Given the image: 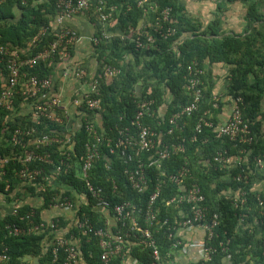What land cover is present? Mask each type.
I'll list each match as a JSON object with an SVG mask.
<instances>
[{
  "label": "trees",
  "instance_id": "16d2710c",
  "mask_svg": "<svg viewBox=\"0 0 264 264\" xmlns=\"http://www.w3.org/2000/svg\"><path fill=\"white\" fill-rule=\"evenodd\" d=\"M107 1V11L109 6L120 3L123 8L119 7L112 13L106 23L97 22L89 12L83 13L94 29L91 38L100 29H105L115 37L93 46L91 53L100 87L101 126L97 130L103 139L114 135L109 130L115 126L129 124L137 112V102L142 99H153L156 108L154 118L143 117L142 124L156 132L165 131L169 116L189 101L184 75L186 66L193 59L205 71L202 77L204 99L199 111L185 119L187 124L181 134L175 133L161 139L162 142L183 139L185 152L163 162L160 171L150 169L149 187L143 193L138 194L130 189L123 174L124 166L115 153H109L106 142L101 145L100 160L93 166V184L103 189L110 203L129 201L143 208L152 192L154 176L162 170L174 171L186 162L192 175L188 183L195 182L200 186L208 210L218 215L216 238L213 241L217 248L216 253L210 262L197 261L191 264H264V193L253 190L256 161H264V0H156L159 9H170L168 22L164 27L174 29L175 33L163 38L150 31L152 41L147 43L143 40L146 43L143 50L135 48L138 37L136 30L144 23L143 10L134 5L135 0ZM56 2L57 0H25L24 3L22 0H0V45L27 59L43 51L54 39V32L51 31L42 38L38 33L42 28L53 27L54 19L59 13ZM93 3L95 0L90 1L91 6ZM150 17L149 22L152 23L155 16ZM129 27L135 33H128ZM121 35L125 36L124 40H120ZM104 63L111 64L122 72L116 79L102 80L99 73ZM215 67L222 69L224 76L222 75V80L221 76L215 78L223 82V90L217 108L213 109L211 95L216 84L211 72ZM61 70L60 65H57V58L54 57L51 62H39L32 68H23L21 73L49 77L57 86L60 83ZM8 77L6 64L0 61V91L7 87ZM21 82L20 77L19 83ZM19 90L18 84L11 111H0V155L3 157L21 156L38 150L35 141L43 133H65L61 126L52 124L32 108L34 102H40L41 94L22 97ZM238 98H241L240 110L249 133L246 136L247 142L233 143L227 138H217L216 127L220 124L218 118L222 111L230 110L232 103ZM163 107L165 110L160 114ZM206 111L211 112V117L206 120H210L213 126L209 128L202 125L200 134H196L194 128ZM16 129L34 132L24 136L23 145L14 144L11 135ZM73 135L75 152L78 155L80 146L87 139L81 130ZM60 137L64 139L63 135ZM194 137L196 138L193 141ZM55 148L53 144L50 148H40L38 152H50ZM223 151L230 156L244 151L242 162L231 169L219 170L214 157ZM20 166L17 160L8 163L5 176L0 181V194L7 198L12 195L13 198L25 196L41 200V205L37 208L31 205H24L22 208V212L30 209L35 211L34 222H39L40 213L64 195L72 200L74 195H83L85 198L84 188L75 177V172L55 178L54 181H42L38 178L28 182L17 176ZM40 166L48 176L51 167ZM241 169L248 172L254 178L253 181L251 177L248 182L234 180ZM7 185L9 188L5 193L3 191ZM67 186L74 188L70 190L71 187ZM238 191L246 194V203L240 210L232 206V195ZM176 193L174 186H165L156 201L159 214L153 236L161 256L168 264L179 263L173 260L171 241L166 240L167 226L159 228L157 225L164 219L170 223L179 219L178 210L165 204ZM258 200L262 201V206H258ZM181 210L184 211L185 207H181ZM84 218H88L92 225L85 235L81 234L75 224L77 219ZM7 219L15 223L18 221L8 217L0 221V250L6 249V254L10 257L9 264H35L36 261L38 264H51L50 252L46 250L42 254V250L51 240L52 233L44 231L40 235L12 238L3 229ZM58 225L67 229L69 235L79 239L80 259L85 264H97L100 251L94 229L103 227V222L98 212L92 208L89 197L85 203L76 205L75 214L70 216L61 213ZM130 241L125 245L124 256L132 257L140 264H149V251L142 250L137 239ZM219 243L224 246L219 247ZM167 254L171 258H166ZM111 264H124L123 258H114Z\"/></svg>",
  "mask_w": 264,
  "mask_h": 264
},
{
  "label": "built area",
  "instance_id": "2783aa9c",
  "mask_svg": "<svg viewBox=\"0 0 264 264\" xmlns=\"http://www.w3.org/2000/svg\"><path fill=\"white\" fill-rule=\"evenodd\" d=\"M90 1L57 0L56 7L59 13L54 19L53 27L42 28L38 33V36L42 38L53 31L54 39L48 43L43 51L31 59L21 58L18 53H12L8 48L0 45V58L6 62L9 72L7 87L0 91V111H11L14 103L15 89L19 84V94L22 97H34L41 94L40 102L39 100L36 101L37 104L34 102L32 108L37 110L40 116L45 117V119H48L54 125L61 126L65 131L62 134L64 139L58 133L52 134L53 136L45 133L41 134L35 141L38 150H34L26 155L11 157L0 155V180L4 176V168L13 160H17L21 165L17 171V175L22 180L28 182L35 181L38 178L42 181L49 180V176L45 175L40 165L52 166L54 176L68 173L73 169V140L75 135L73 133L81 130L85 133L87 139L82 145V151L78 158L81 183L93 201V208L107 212L110 210L112 217L111 221L106 219L103 227L94 229V235L97 238L98 249L100 251L99 264H110L117 257L124 258L125 245L131 242L130 240L133 238L138 240V245L142 247V250L149 251V264L169 263L168 261L166 263L165 259L161 256L152 232L159 214V209L156 207L157 198L163 193L165 186L168 185L174 186L177 189V193L170 196L165 204L178 210L179 219L172 223L164 219L157 226L159 228L167 226L168 234L166 240L171 241L170 250L184 253L189 249H196L199 254V261L210 262L217 250L213 244V240L218 225V215L208 210L200 186L195 182L188 183L192 179L188 163H183L174 171L162 170L154 176L152 192L148 196L143 209H139L129 201L111 204L105 196L103 189L95 187L90 180L93 166L101 158V145L103 142H106L109 153H115L118 160L121 161L122 166H124L123 174L130 189L138 194L143 193L149 187V179L151 177L149 178L148 173L150 169L160 171L163 162L185 152V141L183 139L164 142L161 139L173 136L175 133L181 134L187 124V121L184 119L190 118L199 111L204 99L202 77L205 71L195 59L191 60L186 66L184 80L189 101L185 106L169 116L165 131L156 132L142 124L143 117L154 118L156 115L154 100L142 99L137 102V112L133 119L129 121V124L115 126L114 129H110V131L114 132V135L108 139H103L91 119L101 109L98 100V80L91 79L88 82L87 72L76 66V62L72 58V49L79 40V36L76 29L68 26L67 22L80 15L83 16L85 12H89L90 15L96 18L97 22L103 24L110 19L111 14L117 11L119 7L123 8L121 6L123 4L109 6L107 11V0H95L92 6ZM22 2L24 3L25 0H22ZM134 5L143 10V22L148 25H144L143 23L136 31L138 34L136 40L137 48L145 47L143 39L148 43L152 41L150 31L161 35L163 38L174 35V29L163 27L169 18V8L160 10L156 0H135ZM151 15L155 16L152 23L149 22ZM127 31L128 33H135L131 27ZM124 37V35H121L120 40H123ZM112 38L114 37L111 33H107L105 29H100L98 34L92 37L91 41L94 46H98ZM54 57L57 58V65H60L62 69L60 71L62 83L71 74H74L77 80H83L84 85L81 87V93L78 96H69L66 99L67 97L64 98L61 93L63 87L57 89L51 78L36 75L28 76L21 73L23 68H32L39 62H51ZM67 66L73 68H68ZM119 73L120 70L114 66L104 64L101 77L104 80L116 79ZM20 77L22 78L21 83H19ZM133 95L135 94L133 93ZM219 99L220 97L217 95L212 97L213 108H217L216 103ZM240 103L241 98L236 99L232 103L227 119L217 129V137L227 138L233 143L247 142L246 136L249 133V129L243 121ZM71 108L77 110L84 108V110L91 114L82 111L70 114ZM210 114V111L203 113V116L194 128L196 134H200L202 125L209 128L212 127V123L206 120ZM32 132L34 130L16 129L11 135L12 142L23 145L22 140L24 136H29ZM195 138H193V141ZM53 144L56 146L54 150L50 152H38L40 148H50ZM241 160L242 157L239 155L233 158L234 164H237ZM214 162L217 163L219 170H226L233 163L226 151L218 152L214 157ZM257 166L259 168L262 167L260 160H257ZM247 178L248 174L245 173L244 169H241L235 180L240 181ZM245 203V192L242 191L238 197L233 199L232 206L234 209L239 210ZM51 204L55 209L72 214H75V207L77 205L66 196H63L62 199H56ZM258 206H262L261 200H258ZM181 207H185V210L182 211ZM16 214L17 211L14 212V215ZM33 215L32 212H29L25 215V219L29 220L33 218ZM137 217H140L142 222ZM56 224L57 221H50L46 224L40 223L23 228L11 223L6 224L4 229L9 237L17 238L48 227L54 231L58 229ZM91 226L88 218H84L83 220L77 219L76 228L81 234H87ZM196 228L200 229L203 233L202 241L198 243L184 242V233L187 230ZM180 230L183 232H180ZM73 239V236H70L68 239H64L58 235L55 236L51 247L52 264H75L77 262L78 246L73 244ZM219 246H222V244H219ZM166 258H171V255L167 254ZM9 262L10 257L6 254V249L0 250V264H9Z\"/></svg>",
  "mask_w": 264,
  "mask_h": 264
},
{
  "label": "clouds",
  "instance_id": "9594fccd",
  "mask_svg": "<svg viewBox=\"0 0 264 264\" xmlns=\"http://www.w3.org/2000/svg\"><path fill=\"white\" fill-rule=\"evenodd\" d=\"M164 8H168V7H164ZM163 8V9H164ZM160 10H162V9H160ZM170 10V9H169ZM170 13V12H169ZM85 18V17H84ZM87 20V19H86ZM168 22V21H167ZM166 22V23H167ZM165 25V24H164ZM164 27V26H163ZM165 28V27H164ZM167 28V27H166ZM137 31V30H136ZM112 35V34H111ZM113 37H114V35H113ZM115 38V37H114ZM114 38H112V39H114ZM92 39V38H91ZM125 39V38H124ZM123 39V40H124ZM111 40V39H110ZM137 40V39H136ZM143 40H145V39H143ZM92 42V41H91ZM145 42H146V40H145ZM148 43V42H147ZM145 45H146V43H145ZM2 46V45H1ZM91 46L93 47L94 45L91 43ZM4 47V46H3ZM135 48H136V50L137 49H144L145 47H143V48H137L136 47V41H135ZM10 51V50H9ZM11 52V51H10ZM74 60H75V58H74V56L72 57ZM0 61H4V60H1L0 59ZM95 61V60H94ZM5 62V61H4ZM5 64H6V62H5ZM104 64H106V65H111V64H108V63H104ZM104 64L100 67V73H99V77L102 79V80H104L102 77H101V71H102V67L104 66ZM76 66L77 67H80V68H82V69H84L86 72H87V78H88V82L91 80V79H94V80H98V78H96V70H95V66H94V68L93 69H91V70H86V67H85V62L82 60V59H80V62L78 63V64H76ZM111 66H113V65H111ZM115 67V66H114ZM6 68H7V66H6ZM116 68V67H115ZM118 69V68H117ZM118 70H120V69H118ZM8 71V70H7ZM122 71L120 70V73H121ZM9 73V72H8ZM120 73H119V75H120ZM118 75V76H119ZM89 76V77H88ZM117 76V77H118ZM116 77V78H117ZM53 80V79H52ZM60 80V79H59ZM109 80H111V79H109ZM62 81L63 80H60V83L57 85V89L58 88H62L63 87V89H61V93H62V95H63V97L64 98H66V99H68L69 98V96H78L80 93H81V87L84 85L83 84V80H77L76 78H75V76H74V74H71L69 77H68V79L65 81V82H63L62 83ZM100 89V87H99V85H98V90ZM214 96V95H213ZM212 96V97H213ZM218 97H220L219 95H217ZM212 97H211V100H212ZM100 99V90H99V97H98V100ZM212 102V101H211ZM99 103H100V100H99ZM213 103V102H212ZM217 104V103H216ZM100 106H101V103H100ZM214 109V108H213ZM216 109V108H215ZM101 110V109H100ZM77 111H82V112H86V113H88V111H86V110H84V108L82 109H80V110H77V109H74V108H71V110H70V114H74V113H76ZM99 112L100 111H98V112H96L95 114H94V116H93V118H95L96 120H93V118H91L92 119V122H93V124H94V126L96 127V129H97V127H100L99 125H98V122L101 124V117H100V115H99ZM211 113V112H210ZM91 114V113H90ZM228 114H229V111H228ZM228 116V115H227ZM211 117V114L209 115V118ZM186 119V118H185ZM184 119V120H185ZM226 119H227V117H226ZM225 119V120H226ZM97 120H100V121H97ZM210 121V120H209ZM224 123V122H223ZM222 123V124H223ZM98 126H97V125ZM222 124H219L217 127H216V136H217V129H218V127L219 126H221ZM123 126V125H122ZM213 126V125H212ZM110 131V130H109ZM83 132V131H82ZM217 138H222V137H217ZM73 148H74V158H73V161H72V163H73V169L72 170H70L68 173H66V174H60V175H58V176H54L53 175V173H52V166H50L51 167V169H49V172H48V176H49V180H53V179H55V178H58V177H65V176H68V175H70V174H72V172L74 173L75 172V174H76V178H77V180L79 181V183L81 184V186H83L82 185V183H81V180H80V176H79V165H78V158H79V156H80V154H81V151H82V146H80L81 148H80V150H79V153H78V155H76V152H75V141L73 140ZM231 142V141H230ZM84 143V142H83ZM83 145V144H82ZM244 154V151L243 152H239L238 154H236V155H234V156H230L229 154V157L231 158V160H232V162H233V158L235 157V156H237V155H239L240 157H242V154ZM258 160H260L261 161V166L263 165V162L264 161H262L261 159H258ZM240 162H242V160L240 161ZM240 162H238L237 164H234V162L232 163V165H229V167H228V169H231V168H233L234 166H239V163ZM182 165V164H181ZM180 165V166H181ZM255 167H256V170H258L259 172H260V169L262 168H259L258 166H257V161H256V164H255ZM240 168V167H239ZM5 168H4V176H5ZM246 174H248V178L246 179V180H244V181H246V182H248V179L251 177V175L248 173V172H245ZM92 175H93V169H92V172H91V175H90V180H91V182H92V184H93V180H92ZM3 176V177H4ZM18 176V175H17ZM2 177V178H3ZM19 177V176H18ZM20 178V177H19ZM234 180L236 179V177L235 178H233ZM254 179V178H253ZM253 179H252V177H251V180L253 181ZM2 180V179H1ZM0 180V181H1ZM243 180V179H242ZM54 181V180H53ZM241 181V180H240ZM94 185V184H93ZM95 186V185H94ZM254 186V185H253ZM7 187V188H6ZM5 188L6 189H4V191L3 192H5V191H7L8 190V188H9V185H7ZM96 187V186H95ZM84 188V187H83ZM99 188V187H98ZM84 191H85V189H84ZM240 192H242V191H238V192H236V193H234V195H232V197H233V199L234 198H236V197H238V195H239V193ZM6 193V192H5ZM87 192L85 191V200H87L88 199V197H89V195H88V197H87ZM0 195H2V196H4L3 194H0ZM64 196H66V195H64ZM83 196V195H82ZM5 197V196H4ZM67 197V196H66ZM245 198H246V194H245ZM21 199V198H20ZM89 199H90V197H89ZM233 199H232V201H233ZM72 200V199H71ZM73 201H75V199H74V197H73ZM90 201H91V204H92V208H93V201L90 199ZM83 203V202H82ZM81 203V204H82ZM111 204H117V203H111ZM138 207V206H137ZM22 208H23V206H19L17 203H15V205L14 206H12V207H10V209L8 210V211H2V210H0V221H4V220H6V218L8 217V218H15V219H17V223H15V222H12V221H9L8 219H7V221H6V224H11V223H14V224H17V225H19L20 227H23V228H27V227H30V226H34V225H38V224H40V223H47V222H50V221H57V226H58V229H56V230H52V229H50L49 227L48 228H43L42 230H40V231H42V232H44V231H47V232H49L50 234L52 233V237H51V240L49 241V243L45 246V248L42 250V254H44L45 253V251L46 250H48L49 252H50V255H51V247H52V243H53V240H54V238H55V236L56 235H58V236H61L62 238H64V239H68L70 236H73V235H69L68 234V232H66V235H59V233L60 232H62L63 230H65L64 228H62L61 227V225H58V216H55V217H52V218H50V219H43V213L44 212H46V211H50V210H54L55 208H53L52 207V204H50L49 205V207L47 208V209H45V210H43L41 213H40V220H39V222H34V220H35V217H36V213H35V211L33 210V209H30L29 211H24V212H22ZM33 208H37V207H33ZM139 208V207H138ZM96 212H98V214H99V216H100V218L102 219V222L104 223L105 221H106V219H108L109 221H111V219H112V217H111V212H110V210H109V212H108V216H102L101 215V213L99 212V211H102L103 212V210H98V209H95V208H93ZM139 209H141V208H139ZM143 209V208H142ZM240 210V209H239ZM15 211H17V214L16 215H14V212ZM29 212H32L34 215H33V218H30L29 220H27V219H25V215L27 214V213H29ZM64 212V211H63ZM107 212V211H106ZM67 213V212H66ZM70 215H72V214H70ZM138 218V220L140 221V222H142V219L140 218V217H137ZM76 222H77V220L75 221V224H76ZM156 223H157V220H156ZM156 223H155V225H156ZM6 224H4L3 225V229H4V227L6 226ZM263 226H264V223H262V229L264 230V228H263ZM155 227V226H154ZM158 227V226H157ZM4 231H5V229H4ZM40 231H38V232H34V233H31V234H29V235H25V236H31V235H40V233H42V232H40ZM152 232H153V230H152ZM25 236H21V237H25ZM154 237V236H153ZM13 238V237H12ZM17 238H19V237H17ZM73 240H74V242H73V244H75V245H77L78 246V250H79V247H80V245H79V239H76L74 236H73ZM215 238H216V235H215ZM214 238V239H215ZM214 241V240H213ZM43 246H44V241H43ZM219 244H222V243H219ZM219 244H218V246H219ZM97 246H98V244H97ZM222 246H224V245H222ZM219 247H221V246H219ZM43 248V247H42ZM99 250V249H98ZM174 253H175V251H174ZM99 256H100V253H99ZM99 256H98V261H97V264H99ZM125 258V257H124ZM123 258V259H124ZM50 260H51V264H52V256L50 257ZM134 261H135V263L134 264H140V263H138V261H136L135 259H134ZM199 261V260H198ZM35 264H38V262L36 261V263ZM75 264H85L81 259H80V254H79V251H78V259H77V262L75 263ZM111 264V263H110Z\"/></svg>",
  "mask_w": 264,
  "mask_h": 264
},
{
  "label": "crops",
  "instance_id": "0c3cea01",
  "mask_svg": "<svg viewBox=\"0 0 264 264\" xmlns=\"http://www.w3.org/2000/svg\"><path fill=\"white\" fill-rule=\"evenodd\" d=\"M67 25L75 28L79 36V40L77 41L74 48L72 49V54L75 58L76 64H78L80 62V59H82L85 62V67L88 70L93 69L94 64H93V58L91 57V53H92L91 35L93 34L94 29L91 26L92 24L89 21H87L84 18V16L81 15V16H78L76 18L69 20L67 22ZM222 75H223L222 69L218 67H215L212 69L211 76H212L213 81L216 84V88L214 90V93L211 95V97L213 95H219V96L222 95L223 82H221L220 80L217 81L215 79L216 76L217 77L221 76L220 79L222 80V77L224 76ZM164 110H165V107L160 109V114H162ZM228 110L229 109L222 111L220 117L218 118V121L220 122V124H222L225 121L228 115ZM97 121H100V120H97ZM98 125L100 126L101 124L98 122ZM255 170H256V167H255ZM263 177H264V162H263L262 168L260 169V172L258 170L255 171V181H253L255 183L253 184L254 185L253 190L262 191L264 193V180H262ZM67 187H71L70 190H73L74 188L72 186H67ZM72 193L74 194V192ZM73 197L75 201L73 200L72 201L75 203V205L81 204L82 202L85 203V199L82 195L81 196L74 195ZM15 203H17L19 206L31 205L32 207H39L41 205V200L34 198V197L23 196V198L20 199V198H13L12 195L9 196V198L0 195V210L8 211L10 207L15 205ZM99 212L101 213L102 216H105V217L108 216V212L106 211H103V212L99 211ZM61 213L63 212L60 209L46 211L43 213V219H50L55 216L59 217ZM64 213L67 215L72 214V213H66V212ZM66 232H67V229L60 232L59 235H66ZM180 232H183V231L180 230ZM183 239H184V242L198 243L202 241L203 233L201 232L200 229H197V228L190 229V230H187L186 233H184ZM198 255L199 254L196 249H189L185 251L184 253L175 252L173 255V260L175 263H179V264H191V263H195L198 261ZM123 263L124 264H134L135 261L132 257H125L123 259Z\"/></svg>",
  "mask_w": 264,
  "mask_h": 264
}]
</instances>
